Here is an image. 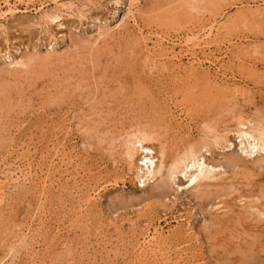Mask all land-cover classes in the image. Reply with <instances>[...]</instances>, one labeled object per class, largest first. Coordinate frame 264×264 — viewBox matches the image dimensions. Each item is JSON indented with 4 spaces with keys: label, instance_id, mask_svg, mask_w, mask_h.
Returning <instances> with one entry per match:
<instances>
[{
    "label": "rangeland",
    "instance_id": "374dc122",
    "mask_svg": "<svg viewBox=\"0 0 264 264\" xmlns=\"http://www.w3.org/2000/svg\"><path fill=\"white\" fill-rule=\"evenodd\" d=\"M204 1L62 0L74 7L63 11L58 23L44 24L43 13L55 12L56 5L50 3L42 12L0 20L1 68L9 63L7 58L51 56L47 63H31L28 75L0 74V171L30 163L34 178L27 176L19 188L13 189V183L8 190L6 185L4 201L0 195V264H162L168 256L169 264H264V216L249 208L252 204L264 210V164L252 168L238 146L225 152L211 147L208 161L221 163L227 157L247 164L248 171L235 175L225 165L221 187L218 181L219 186L204 188L208 193L201 192L199 198L195 191L177 189L184 183L181 177L175 186L159 189L158 179L139 187L135 167L127 170L120 146L127 133L152 130L167 148L168 162L190 144L210 138L206 126L222 132L233 128V112H264V0ZM0 3V11H6ZM10 3L22 11L27 7ZM130 5L135 13L128 21ZM29 7L38 9L39 3ZM214 17L220 20V30L214 29L218 36L213 32L200 46H185L191 31L208 26ZM107 32L112 37H100ZM160 39L166 41L162 49L154 48ZM164 52L182 54L179 60H168L161 56ZM227 85L229 91L223 87ZM234 86L238 94L230 90ZM61 157L67 158H62L67 166ZM83 187L93 199L88 206L82 201L87 194ZM163 189V198H156ZM229 189L236 191L229 195ZM219 202L223 207L211 208ZM244 204L254 214L245 212ZM146 228L149 235L158 230L170 240L163 257L148 259L150 248H141ZM23 234L27 240L18 246ZM23 244L28 247L23 249Z\"/></svg>",
    "mask_w": 264,
    "mask_h": 264
},
{
    "label": "bare ground",
    "instance_id": "6f19581e",
    "mask_svg": "<svg viewBox=\"0 0 264 264\" xmlns=\"http://www.w3.org/2000/svg\"><path fill=\"white\" fill-rule=\"evenodd\" d=\"M2 1V0H1ZM10 1H12V0H3V3H4V5L6 6V11H0V20H3V21H5V20H7L8 18H12V17H14L17 13H30L31 11H34V12H42L43 11V9H45V7L48 5L47 3H50V4H55L56 5V7H55V12H51V13H48V12H44L43 13V19L45 20H42L41 18H40V20H42L41 22H43L44 21V24H45V22L47 21L48 23H46V24H50V23H52V24H54V23H58L59 22V20L61 19V14H62V12L63 11H67V10H71L74 6H73V4L72 3H64V2H62V0H61V2H59L60 0H13L15 3H19V4H25L27 7L26 8H24V10L22 11V10H19V8L17 7V6H15V5H11V3H10ZM193 1H196V4L198 3L197 1L198 0H193ZM200 1V0H199ZM223 1V0H222ZM39 3V8L37 9L36 7V9H30V5H33L34 6V4H36V3ZM170 2H172V1H170ZM185 2H187V1H185ZM203 2H205L204 0H203ZM212 2V1H211ZM214 2H215V0H214ZM218 2V1H217ZM3 3H2V6H3ZM200 4H203V3H201V2H199ZM1 4V3H0ZM14 4V3H13ZM185 4V3H184ZM195 4V3H194ZM195 4V5H196ZM216 4H218V3H216ZM29 5V6H28ZM198 5V4H197ZM204 5V4H203ZM235 5V4H234ZM241 5V4H240ZM54 6V5H53ZM82 6V5H81ZM132 6L133 5H130V7H129V10H128V13L130 14V15H128L127 14V17L126 18H128V16H129V18L127 19L128 21H129V19L130 20H134V13H133V9H132ZM251 6V5H250ZM49 7V6H48ZM83 7H84V5H83ZM195 7V6H194ZM51 8V9H52ZM134 8V7H133ZM187 8H188V6H187ZM198 8V7H197ZM199 8H200V6H199ZM198 8V9H199ZM219 8V7H218ZM262 8V7H261ZM191 9V8H190ZM196 9V7L195 8H193V11ZM135 10V9H134ZM262 10V9H261ZM53 11V10H52ZM152 11V10H151ZM260 11V10H259ZM258 10L256 11V12H259ZM49 12H50V10H49ZM69 12V11H68ZM71 12V11H70ZM169 12V11H168ZM201 12V11H200ZM242 12V11H241ZM241 12H239L240 14H242ZM248 12H250V11H248ZM263 12V11H262ZM261 12V13H262ZM72 13V12H71ZM214 13V12H213ZM239 13H238V15H239ZM36 14V13H35ZM68 14V13H67ZM148 14V13H147ZM251 14V13H250ZM252 14H255V12L254 13H252ZM251 14V15H252ZM257 14V13H256ZM41 15V14H40ZM40 15H38V16H40ZM63 15V14H62ZM64 15H66V14H64ZM164 15V14H163ZM197 15V14H196ZM242 15H244V14H242ZM168 16V15H167ZM237 16V15H236ZM239 16H241V15H239ZM238 16V17H239ZM244 16H246V15H244ZM253 16V15H252ZM258 17V16H257ZM39 18V17H38ZM137 18L138 17H136V20H137ZM187 18V17H186ZM215 18V19H214ZM213 19V21L207 26H202V27H200L201 29L200 30H196V31H191V33H190V35L188 36V40L186 39V42L184 41V44H185V46H187V47H189V45L187 44V43H189V44H192V46L194 47H198V46H200V41L204 38V39H206V38H209L210 39V36L213 34V32H215L214 31V29L216 30V29H218V30H220L218 27H219V24H220V20H218L217 19V17H214ZM241 19V18H240ZM245 19V17L243 18V20ZM39 20V21H40ZM223 21V20H222ZM122 22H123V20H122ZM135 22V21H134ZM138 22V21H137ZM142 22V21H141ZM227 22V21H226ZM243 23H244V21H242ZM222 23V22H221ZM45 24V25H46ZM224 24V23H223ZM223 24H221V25H223ZM59 27H62V25L60 24H57ZM136 25V24H135ZM163 25V24H162ZM224 25H226V24H224ZM117 26V25H116ZM0 27H2L1 25H0ZM38 27V26H37ZM44 27V26H43ZM115 27V26H114ZM228 27V26H227ZM118 29H119V26L117 27ZM116 28V29H117ZM223 28V27H222ZM225 28V27H224ZM224 28H223V30H224ZM199 29V28H198ZM222 30V31H223ZM226 30V29H225ZM219 33H220V31H218ZM219 33H217V34H219ZM99 35V34H98ZM110 35V32H109V34H108V32H107V34H104V35H100V37H106V36H108V37H110L109 36ZM215 35V37H217L218 35H216V32H215V34H213V36ZM112 37V36H111ZM212 37V36H211ZM227 37V36H226ZM163 38V37H162ZM214 38V37H213ZM215 39H217V38H215ZM64 40V39H63ZM82 40V39H81ZM101 40V39H100ZM100 40H99V42H98V39H96L95 40V42L97 41L98 43H101L100 42ZM213 40V39H212ZM168 41V40H167ZM213 41H215V40H213ZM97 42H96V44H97ZM102 42H104V41H102ZM158 42L159 43H157L155 46H154V48L155 47H158V48H160V49H162V46L165 44V39H160V40H158ZM169 42V41H168ZM171 42H173V41H171ZM171 42H170V44H171ZM207 42V41H206ZM208 42H209V40H208ZM181 43V42H180ZM209 43H212V41L211 42H209ZM215 43V42H214ZM218 43V42H217ZM220 43V42H219ZM60 44V43H59ZM177 44V43H176ZM221 44V43H220ZM98 45V44H97ZM201 45H203V43L201 44ZM214 45V44H213ZM85 46V45H84ZM95 46V45H94ZM179 46V45H178ZM191 46V47H192ZM211 46V45H210ZM215 46V45H214ZM240 46V45H239ZM242 46H243V44H242ZM255 46V45H254ZM74 47V46H73ZM165 47V46H164ZM170 47V46H169ZM205 47V46H204ZM207 47V46H206ZM232 47V49H233V46H231ZM244 47V46H243ZM176 48V47H175ZM181 48H183L182 46H181ZM259 48V47H258ZM258 48H254V49H258ZM67 49V48H66ZM169 49V48H168ZM178 49H180V47L178 48ZM194 49V48H193ZM199 49V48H198ZM202 49H204L203 47H202ZM172 50H174V48H172ZM195 50V49H194ZM205 50V49H204ZM67 51V50H66ZM153 51H154V49H153ZM156 51V50H155ZM162 51V50H161ZM160 51V52H161ZM171 51V50H170ZM184 51V50H183ZM186 51L188 52V48L186 49ZM200 51V50H199ZM202 51V50H201ZM208 51H209V49H208ZM207 51V52H208ZM49 52V51H48ZM47 52V53H48ZM158 52H159V50H158ZM157 52V53H158ZM172 52V51H171ZM176 52H178V51H176ZM205 52V51H204ZM189 53V52H188ZM252 53L253 54H257L258 53V50H252ZM60 54V53H59ZM178 54H179V52H178ZM181 54H182V52H181ZM180 54V55H181ZM58 55V54H57ZM153 55H154V53H153ZM180 55L178 56V55H176V53H175V55L174 54H172V53H169V52H164L163 54H161V56H164L165 58H167L168 59V57H171L172 59L174 58V59H180ZM184 55V54H183ZM191 55V54H190ZM44 56V55H43ZM42 55H38V54H33V55H31L30 57H26V58H24V59H16V60H12V61H10L9 60V58H7V60H8V62L9 63H5L6 64V66H5V68L3 69V68H1L0 69V74H5V73H7V75H8V73L9 74H11L12 76L13 75H17V74H21V73H23V72H27L28 70V68H29V66L31 65V67H32V64L31 63H34V65H35V62H37V61H39V64L40 63H42L44 60H45V63H47V61H50L51 60V56L49 55V56H45V57H43ZM55 56V55H54ZM53 56V57H54ZM147 56H149V54L147 55ZM158 56V55H157ZM156 55H155V57H157ZM159 56H160V54H159ZM193 56V55H192ZM196 56V55H195ZM52 57V58H53ZM184 57V56H183ZM182 57V58H183ZM196 58V57H195ZM95 59V58H94ZM149 59V58H148ZM151 59V58H150ZM155 59H157V58H155ZM154 59V60H155ZM173 59V60H174ZM191 59V58H190ZM197 59V58H196ZM6 60V61H7ZM55 60H57V57H56V59ZM159 60H161V59H159ZM169 60V59H168ZM173 60H171L172 62H173ZM182 60V59H181ZM198 60V59H197ZM152 61H153V59H152ZM165 61V60H164ZM171 61H168V62H171ZM176 61V60H175ZM194 61V60H193ZM206 61V60H205ZM166 62V61H165ZM164 62V63H165ZM167 62V63H168ZM178 62V61H177ZM199 62V61H198ZM202 62V61H201ZM200 62V63H201ZM44 63V64H45ZM49 63H51V62H49ZM58 63V62H57ZM61 63V62H60ZM154 63V62H153ZM155 63H156V60H155ZM163 63V64H164ZM180 63H181V61H180ZM191 63V62H190ZM195 63V62H194ZM77 64V63H76ZM158 64V63H157ZM163 64L161 65L162 66V68L164 67L163 66ZM193 64V63H192ZM196 64V63H195ZM153 65V64H152ZM159 65V64H158ZM167 65V64H166ZM241 65V64H240ZM41 66V65H40ZM157 65H155V67H156ZM180 66V65H179ZM153 67V66H152ZM167 67V66H166ZM166 67H164V68H166ZM178 67V66H177ZM154 68V67H153ZM181 67H180V70L179 71H181ZM192 69V68H191ZM63 70V69H62ZM71 70V69H70ZM69 70V71H70ZM153 70V69H152ZM178 70V69H177ZM183 70V69H182ZM186 70H187V67H186ZM185 70V71H186ZM195 70V69H194ZM199 70H200V67H199ZM248 70V69H247ZM189 71V70H188ZM187 72V71H186ZM196 72H197V70H196ZM189 73H191V72H189ZM192 73H193V71H192ZM195 73V72H194ZM197 74V73H196ZM204 74H205V71H204ZM6 75V74H5ZM18 75V76H19ZM27 75H28V72H27ZM35 75V74H34ZM63 75V74H62ZM83 75V74H82ZM187 75L189 76V74L187 73ZM193 75H195V74H193ZM198 75V74H197ZM207 75V74H206ZM205 75V76H206ZM0 76H3V75H0ZM199 76V75H198ZM22 77V76H21ZM51 77V76H50ZM63 77H64V75H63ZM71 77H73V75L71 76ZM83 78V77H82ZM196 78V77H195ZM199 78V77H198ZM85 79V78H84ZM175 80V79H174ZM179 80V79H178ZM207 80V79H206ZM205 80V81H206ZM30 81V80H29ZM67 81H69V80H66V83H67ZM203 81H204V79H203ZM60 82V81H59ZM207 82V81H206ZM263 83V82H262ZM33 85V84H32ZM72 86V85H71ZM75 86V85H74ZM175 86V85H174ZM205 86V85H204ZM76 87H78V86H76ZM224 88H226L227 90L229 89L228 88V85L227 86H223ZM79 89V88H78ZM225 89V90H226ZM2 90V89H1ZM4 90V89H3ZM3 90H2V92H1V94H3L4 92H5V90H4V92H3ZM57 90V89H56ZM225 90H223V92L225 91ZM230 90H232V92H233V94H238V92H237V90H236V86H234V87H232ZM209 91H210V89H209ZM229 91V90H228ZM68 92V91H67ZM231 92V91H230ZM237 92V93H236ZM8 93V92H7ZM54 94V93H53ZM71 94V93H70ZM184 94V93H183ZM78 96V95H77ZM76 96V97H77ZM71 97V96H70ZM79 97V96H78ZM235 97V96H234ZM58 99V98H57ZM71 100H72V98H71ZM100 100V99H99ZM105 100V99H104ZM206 100V99H205ZM6 101L8 102L9 101V99L7 100L6 99ZM50 101V100H49ZM84 101V100H83ZM85 102V101H84ZM254 102V101H253ZM86 103V102H85ZM97 103V102H96ZM95 104V103H94ZM99 105V104H98ZM101 105V104H100ZM161 105V104H160ZM228 105V104H227ZM102 106V105H101ZM238 106V105H237ZM24 108V107H23ZM108 108V107H107ZM238 110V109H237ZM236 110V111H237ZM80 111V110H79ZM78 111V112H79ZM96 111V110H95ZM232 110H230L229 112H231ZM261 111V110H260ZM94 112V111H93ZM158 112V111H157ZM249 112V111H248ZM92 116V115H91ZM233 119H231L232 120V122H233V128H230V129H225V130H222V132H218L217 131V133H213V131L214 130H211L213 127H210V128H208L207 126H206V128L208 129V131H207V133H209V136H211L210 138H205L204 137V139H202L200 142H198V143H196V144H190L187 148H185L181 153H179V154H176L174 157H172V159L171 160H169L168 162H166V150H167V148L165 147V145L163 144V143H161V141L160 140H158V138L156 137L157 135H156V133L154 134V132L155 131H153V132H151V131H149L148 129V131L145 129V130H143V129H138V130H135V131H133V132H131V133H127L126 134V136L124 137V139H123V137L122 136H120V137H122V141L120 142L121 144H120V146H121V148H122V150L124 149V152L122 153L124 156V159L126 160V161H128L127 163L129 164V167H127V170H129V172L131 171V170H133V166L135 167V180H137V182H138V184H139V187H141V188H144L148 183H150V182H153V181H156V180H158V179H160V182H161V184L162 185H159V189H161V188H166V186H170V185H176V181L178 180V183H181V180H180V177L181 178H183L184 179V183H181L180 185H178L177 186V189H179V188H182V189H184V190H187L188 192H191V191H195V192H197V193H199V198H201V195H200V193L202 192V194H207L208 192L207 191H205V189L204 188H206V189H208L209 187H212V186H219L220 185V187H221V183L222 182H220L221 181V179H222V177H224V180H225V170H224V166L226 165V166H228V167H231V168H233V170L235 169L236 171H234L233 173L236 175V174H238V172L240 173L243 169L245 170H247L248 168H247V164H244L242 161H239V160H235V159H231V158H222L221 160H222V162L220 163V161L219 160H217V161H219V163H217L216 161H208L207 159H206V156H207V154L210 152V148L211 147H215V148H218V149H220L221 151H223V152H225V151H230V150H234V148L235 147H237L238 146V151H240V154L244 157V158H246V159H248V160H251V162H252V168H253V166H255L256 168H257V166L256 165H263L264 164V112L262 113H259V111H256V113L255 114H243V113H238L237 115H235V113L233 112ZM87 119H88V117H87ZM90 119V118H89ZM98 119V118H97ZM100 119V118H99ZM71 122V121H70ZM84 123V122H83ZM229 123H231V122H229ZM82 124V123H81ZM152 124V123H151ZM154 124V123H153ZM228 125V124H227ZM231 125H232V123H231ZM86 126V125H85ZM101 126V125H100ZM201 126V125H200ZM98 127V126H97ZM231 127V126H230ZM76 128V127H75ZM122 128V127H121ZM219 128V127H218ZM69 129V128H68ZM106 129V128H105ZM205 129V128H204ZM209 129H210V131H209ZM43 130V129H42ZM88 130H89V128H88ZM91 130V129H90ZM123 130V129H122ZM125 130H127V129H125ZM69 131V130H68ZM83 132V131H82ZM90 132V131H89ZM85 133V132H84ZM91 133V132H90ZM95 133V132H94ZM101 133V132H100ZM204 133H205V131H204ZM206 133V134H207ZM168 134V133H167ZM104 135V134H103ZM202 135V134H201ZM98 136V135H97ZM119 137V138H120ZM234 139H233V138ZM115 138V137H114ZM105 138H103L102 140H104ZM85 140V139H84ZM98 140H99V143H100V139L98 138ZM97 140V141H98ZM115 140H118V139H116L115 138ZM120 140V139H119ZM119 140L117 141V142H119ZM104 141H106V140H104ZM103 141V142H104ZM113 141V140H112ZM4 142V141H3ZM102 142V143H103ZM115 142V141H114ZM155 142H157V143H159L158 145L159 146H156L154 143ZM1 143V142H0ZM111 143V142H110ZM237 143V144H236ZM6 144V143H5ZM96 144V143H95ZM60 145V144H59ZM91 145V144H90ZM93 145V144H92ZM117 145V144H116ZM113 147V146H112ZM108 148V147H107ZM175 148V147H174ZM62 149H63V147H62ZM61 149V150H62ZM114 149H115V147H114ZM119 149V148H118ZM66 150V149H65ZM120 150V149H119ZM177 150V149H176ZM56 152V151H55ZM57 152H58V150H57ZM63 152H64V150H63ZM178 152V151H177ZM66 153V152H65ZM172 153V152H171ZM67 154V153H66ZM119 154V153H118ZM61 155V154H60ZM68 155V154H67ZM21 156V155H20ZM23 156V155H22ZM21 156V157H22ZM66 157V155H64L63 154V157ZM172 156V155H171ZM224 156V155H223ZM29 157V156H28ZM63 157H61V159L63 158ZM68 157V156H67ZM70 157V156H69ZM126 157V158H125ZM136 157H138L139 159L137 160L136 159ZM27 159V158H26ZM63 159H67V158H63ZM62 159V162L64 161ZM136 159V160H135ZM168 159V158H167ZM224 159V160H223ZM53 160V159H52ZM70 160H71V157H70ZM17 161V160H16ZM31 161V160H30ZM125 161V162H126ZM135 161H136V164H135ZM250 162V163H251ZM9 163V162H8ZM59 163H61V162H59ZM64 163V162H63ZM63 163H61V164H63ZM66 163V162H65ZM64 163V164H65ZM71 163V162H70ZM15 164V163H14ZM127 164V165H128ZM7 166H8V164H6ZM5 165V166H6ZM9 165H10V163H9ZM12 165V164H11ZM11 165H10V167H9V169H7V170H1L0 172V195L3 193V190L6 188V185H7V188L6 189H8V187H10V186H8V185H13L14 186V184L15 185H17V186H14L13 187V189L15 188V187H18V185L20 186V187H22V185H23V183L24 182H26V181H28L29 179L27 178V176H30V179L32 178L31 177V173L33 172V171H31V169L30 168H33V167H31V164L30 163H26L25 165H23V166H19V165H12L13 166V168H11ZM66 166H67V164H65ZM126 165V166H127ZM6 166V167H7ZM44 166H46V165H44ZM65 166V167H66ZM130 166H132V169L130 168ZM225 166V167H226ZM2 167H3V165H2ZM5 167V168H6ZM7 167V168H8ZM47 167H52V166H48L47 165ZM4 168V167H3ZM2 168V169H3ZM38 168V167H37ZM128 168H130V169H128ZM230 168V169H231ZM47 169V168H46ZM64 169V168H63ZM223 169V171L221 172V170ZM36 170V169H35ZM41 170H42V168H41ZM49 170H51V169H49ZM48 170V171H49ZM68 170V169H67ZM66 170V171H67ZM248 171V170H247ZM259 171V170H258ZM45 172V171H44ZM70 172V171H69ZM49 172H47V174H48ZM68 173V172H67ZM132 173V172H131ZM232 173V174H233ZM251 173V172H250ZM253 173V172H252ZM133 174V173H132ZM225 174V175H224ZM43 175V174H42ZM47 176H49V174L47 175ZM242 176V175H241ZM248 176H249V174H248ZM251 176V175H250ZM249 176V177H250ZM35 177V176H34ZM45 177V176H44ZM106 177V176H105ZM134 177V176H133ZM68 178H70V177H68ZM34 178H32V180H33ZM103 180H104V178H103ZM43 181H44V179H43ZM219 181V182H218ZM218 182V184L219 185H217L216 183ZM251 182V181H250ZM14 183V184H13ZM44 182H42V184H43ZM249 183V182H248ZM45 184V183H44ZM48 184V183H47ZM170 184V185H169ZM87 185H88V183H87ZM90 185V184H89ZM24 186V185H23ZM85 186V185H84ZM244 186V185H243ZM12 187V186H11ZM42 187H43V185H42ZM63 187V186H62ZM230 187V186H229ZM19 188V187H18ZM45 188V187H44ZM84 188V187H83ZM87 188H89V186H87ZM154 188V187H153ZM213 188V187H212ZM10 189V188H9ZM8 189V190H9ZM13 189H11L12 191H14ZM85 189V192L87 191V194H86V196L84 195V198H83V202H84V206L85 205H89L88 204V201L91 199V200H93L92 199V196L90 195V193L88 192V191H90V190H87L86 189V187L84 188ZM91 189V188H90ZM201 189L203 190V191H201ZM7 190V192H9ZM43 190V189H42ZM230 190V189H229ZM234 189H232V190H230V192H229V195L231 194V191H233ZM16 191V190H15ZM95 191V190H94ZM163 191V193L162 192H160L159 194H155L154 196L156 197V196H161L162 194H165L164 192H165V189H163L162 190ZM205 191V192H204ZM209 191V190H208ZM222 191H225V189L224 190H222ZM221 191V192H222ZM236 191V190H235ZM235 191H233L234 193H235ZM44 192H45V190H44ZM81 192H82V190H81ZM84 192V191H83ZM207 192V193H206ZM258 192V191H257ZM10 193H12V192H10ZM92 193H94V192H92ZM98 193V192H97ZM167 193V192H166ZM251 193V192H250ZM5 194V193H4ZM81 194H83V193H81ZM96 194V193H95ZM100 194V193H99ZM233 194V193H232ZM258 194V193H257ZM6 195V194H5ZM4 195V196H5ZM69 195V194H68ZM226 195V194H225ZM262 197H264V191L262 192ZM2 196V195H1ZM99 196H101V195H99ZM98 196V197H99ZM150 197L152 196L153 198H155L152 194L151 195H149ZM148 196V197H149ZM162 196H164V195H162ZM160 197V199L161 198H163V197ZM215 196V195H214ZM217 196V195H216ZM228 196V195H227ZM226 196V197H227ZM251 196V195H250ZM203 197V196H202ZM1 198H3V196L1 197ZM157 198V197H156ZM216 198V197H215ZM222 198V197H221ZM248 198H250V197H248ZM255 198V197H254ZM81 199H82V197H81ZM150 199V198H149ZM196 199H198V197L196 198ZM208 199V198H207ZM253 199V198H252ZM0 200H2V199H0ZM80 200V199H79ZM115 200V199H114ZM117 200V199H116ZM143 200V199H142ZM215 200V199H214ZM258 200H260L258 197H256V202H258ZM3 201H4V198H3ZM81 200L79 201V202H81V203H83ZM241 201V200H240ZM243 201V200H242ZM254 201V200H253ZM94 202V201H93ZM93 202H91V203H93ZM119 202V201H118ZM43 203V202H42ZM90 203V204H91ZM97 203V202H96ZM153 203V202H152ZM260 203V202H259ZM94 204H95V202H94ZM135 204V203H134ZM224 204V203H223ZM223 204H221L220 202L219 203H217V204H211L210 206H211V208L213 209H216V207L218 208L220 205L223 207ZM250 204H251V202H250ZM258 204V203H257ZM256 203H255V205H257ZM110 205V204H109ZM245 205H246V207H245ZM247 205L248 204H244V211H245V209H247L248 210V208H247ZM262 205V204H261ZM264 205V204H263ZM91 206V205H90ZM94 205L92 204V207H93ZM97 206H98V203H97ZM202 206H204V205H202ZM7 207V206H6ZM81 207V206H80ZM205 207V206H204ZM225 207V206H224ZM86 208V207H85ZM91 208V207H90ZM89 208V209H90ZM171 208V207H170ZM210 208V209H211ZM220 208V207H219ZM242 208V207H241ZM251 210H253V211H255L259 216H264V210L260 207L259 208V206L257 205V206H252V204H251V207H249ZM88 209V208H87ZM117 209V208H116ZM209 209V208H208ZM211 209V210H212ZM223 209V211H226V209L224 210V208H222ZM221 209V210H222ZM85 210V209H84ZM199 210V209H198ZM251 210H248V211H250V212H252ZM217 211H218V209H217ZM231 210H227V212H230ZM231 212H233V211H231ZM246 212V211H245ZM209 213H210V211H209ZM253 213V212H252ZM255 213V215H257ZM88 214V213H87ZM244 214V213H243ZM254 214V213H253ZM224 215V214H223ZM250 215H251V213H250ZM1 216V215H0ZM92 216V215H91ZM90 216V217H91ZM222 216V215H221ZM12 217V216H11ZM246 217V216H245ZM260 218V217H259ZM250 219V218H249ZM129 221V220H128ZM210 223V222H209ZM99 225V224H98ZM146 225H147V222H146ZM133 226H134V224H133ZM137 226V225H136ZM148 226H150V225H148ZM135 227V226H134ZM133 227V228H134ZM151 227V226H150ZM190 228H191V226H190ZM190 228H189V230H190ZM201 228V227H200ZM233 228V227H232ZM86 229V228H85ZM116 229V228H115ZM135 229V228H134ZM134 229H133V231H134ZM154 229V228H153ZM179 229V228H178ZM181 229V228H180ZM192 229V228H191ZM132 231V233H133V237H134V232ZM136 231V230H135ZM178 231V230H177ZM180 231V230H179ZM187 231V230H186ZM41 232V231H40ZM88 232V231H87ZM96 232V231H95ZM143 234H141L140 236H142L143 237V241L141 242L142 244H140L141 245V248H150V252H151V254H153V255H151V254H149L148 253V255H150V257H148V259H150L151 258V256H154V257H156V256H161V257H163V255H164V248H163V246H164V244H165V242L167 241H170V240H167L166 239V241H165V239L163 238V236H162V234H161V232H159L158 230H154V232L153 233H151L150 235L148 234V232H150L149 231V229H145V230H143ZM175 232V234H176V231H174ZM27 233V232H26ZM172 233H173V231H172ZM180 233V232H179ZM183 233V232H182ZM182 233H180V235L182 234ZM190 233V232H189ZM99 234V233H98ZM139 234H140V232H139ZM241 234V233H240ZM8 235V234H7ZM14 235V234H13ZM118 235H119V233H118ZM122 235V234H121ZM120 235V236H121ZM214 235V234H213ZM27 236V235H26ZM26 236L24 237V234H23V237H24V239L23 240H21V239H19L20 240V242H16L15 244H17L18 246H19V243H24L25 242V240H27L26 239ZM136 236V235H135ZM17 237V236H16ZM19 237V236H18ZM136 237H138V240H139V235L138 236H136ZM135 237V241H136V238ZM141 237V238H142ZM170 237V236H169ZM171 237H173V236H171ZM170 237V238H171ZM180 237V236H179ZM20 238V237H19ZM167 238V237H166ZM209 238H210V236H209ZM137 240V241H138ZM18 241V240H17ZM123 242V241H122ZM27 245H28V243H26ZM25 244V245H26ZM135 244V243H134ZM139 244H138V247H139ZM12 245H13V243H12ZM16 245V246H17ZM24 244H23V249H25V246ZM26 245V246H27ZM166 245V244H165ZM29 246V245H28ZM27 246V247H28ZM30 246H31V244H30ZM135 246H137V245H135ZM167 246V245H166ZM20 247H22V245H20ZM133 248H136V247H132V250H134ZM140 248V247H139ZM167 248V247H166ZM131 249V248H130ZM138 249V248H137ZM12 250V249H11ZM145 250V249H144ZM166 250V249H165ZM16 251H18V248H17V250ZM22 251V250H21ZM140 251V250H139ZM138 251V252H139ZM141 251H142V249H141ZM14 252H15V250H14ZM138 252H136V253H138ZM147 252H148V250H147ZM167 252V251H166ZM183 252V251H182ZM12 253V252H11ZM17 252H15V254H16ZM20 253V252H19ZM146 253V252H145ZM14 254V253H13ZM142 254V252L140 253V255ZM168 254V253H167ZM5 255V254H4ZM137 255V254H136ZM139 255V254H138ZM143 255H144V253H143ZM166 255V254H165ZM167 256V255H166ZM248 256V255H247ZM141 257V256H140ZM144 257V256H143ZM154 257H153V259H154ZM158 257H156V258H158ZM243 257V256H242ZM245 257V256H244ZM252 257V256H251ZM250 257V258H251ZM5 258V257H4ZM170 258V256H168V257H164L163 258V260H160V261H163V263L162 264H169L168 263V261L169 260H167V259H169ZM254 258V257H253ZM136 259H139V257L137 256L136 257ZM146 259V258H145ZM4 260V259H3ZM147 260V259H146ZM155 260V259H154ZM196 260V259H195ZM140 261V260H139ZM160 261H158V262H160ZM191 261V260H190ZM242 261V260H241ZM1 262H2V260H1ZM188 262H189V260H188ZM194 262V261H193ZM97 263V262H96ZM159 264H161V262L159 263ZM254 264V263H253Z\"/></svg>",
    "mask_w": 264,
    "mask_h": 264
}]
</instances>
